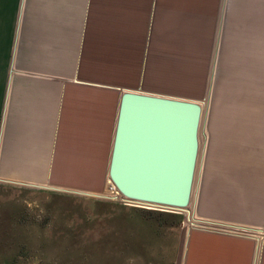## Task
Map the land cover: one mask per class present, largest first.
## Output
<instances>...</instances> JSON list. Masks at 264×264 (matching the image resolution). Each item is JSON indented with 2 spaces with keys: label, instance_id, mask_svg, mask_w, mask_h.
Here are the masks:
<instances>
[{
  "label": "crops",
  "instance_id": "0c3cea01",
  "mask_svg": "<svg viewBox=\"0 0 264 264\" xmlns=\"http://www.w3.org/2000/svg\"><path fill=\"white\" fill-rule=\"evenodd\" d=\"M1 1L9 38L0 58L1 183L104 191L121 95L204 98L202 63L218 33L213 76L222 27L225 81L264 73V0ZM243 83L226 97L244 96ZM245 170L236 177L256 179L245 216L228 212L240 211L241 198L225 205L216 180L224 173L207 170L198 219L264 225V173ZM187 236L183 264H264V241L258 249L254 235L192 227Z\"/></svg>",
  "mask_w": 264,
  "mask_h": 264
},
{
  "label": "rangeland",
  "instance_id": "374dc122",
  "mask_svg": "<svg viewBox=\"0 0 264 264\" xmlns=\"http://www.w3.org/2000/svg\"><path fill=\"white\" fill-rule=\"evenodd\" d=\"M1 10L0 0V58L9 43L7 20L1 17ZM221 32L215 76L211 73L218 33L208 60L202 63V73H207L205 97L193 99L202 101L203 116L192 204L188 207L191 220L186 221L183 213L181 224H172L173 219L159 214L161 210L123 203L109 176L104 191L98 193L0 182V264H183L192 222L203 221L196 216L194 206L201 175L207 170L224 173L225 177L216 180L222 184L225 205L232 206L231 198L237 195L241 198L240 211L228 212L245 216L243 207L251 197L247 193L256 179L236 175L240 169H246L242 175L252 169L264 173V73L236 76L226 82L222 70L229 67L230 51L222 44L223 27ZM242 81L244 96L226 97L240 93L226 88ZM252 93L256 96H249ZM237 182H241L240 187ZM253 237L257 248H262L261 235Z\"/></svg>",
  "mask_w": 264,
  "mask_h": 264
},
{
  "label": "water",
  "instance_id": "95a60500",
  "mask_svg": "<svg viewBox=\"0 0 264 264\" xmlns=\"http://www.w3.org/2000/svg\"><path fill=\"white\" fill-rule=\"evenodd\" d=\"M200 100L126 90L121 95L109 164V177L125 204L185 213L191 220L200 152ZM75 193V192H73ZM210 229L254 235L259 228Z\"/></svg>",
  "mask_w": 264,
  "mask_h": 264
},
{
  "label": "trees",
  "instance_id": "16d2710c",
  "mask_svg": "<svg viewBox=\"0 0 264 264\" xmlns=\"http://www.w3.org/2000/svg\"><path fill=\"white\" fill-rule=\"evenodd\" d=\"M147 212H152V211H147ZM159 214L160 215H167L166 216V218L168 219V218H170V219H173L172 221H171V223L173 224L174 223V221H175V223L176 224H181V222H182V219H183V214H181V213H174V212H168V211H164V212H159Z\"/></svg>",
  "mask_w": 264,
  "mask_h": 264
},
{
  "label": "bare ground",
  "instance_id": "6f19581e",
  "mask_svg": "<svg viewBox=\"0 0 264 264\" xmlns=\"http://www.w3.org/2000/svg\"><path fill=\"white\" fill-rule=\"evenodd\" d=\"M217 52H218V49H217ZM112 181V180H111ZM114 188V187H113ZM122 195V194H121ZM194 223H198V222H194ZM202 223H207L206 225H213V224H210V223H208V222H204V221H202V222H199V224H202ZM194 227H199V228H204V227H200V226H196V225H193ZM221 227H227V226H224V225H222ZM205 228H207V229H210L209 227H205ZM231 229H234L233 227H231ZM256 235H261V237L264 239V237H263V232L262 231H260V232H256V234H254V236H256Z\"/></svg>",
  "mask_w": 264,
  "mask_h": 264
},
{
  "label": "built area",
  "instance_id": "2783aa9c",
  "mask_svg": "<svg viewBox=\"0 0 264 264\" xmlns=\"http://www.w3.org/2000/svg\"><path fill=\"white\" fill-rule=\"evenodd\" d=\"M116 189V188H115Z\"/></svg>",
  "mask_w": 264,
  "mask_h": 264
}]
</instances>
